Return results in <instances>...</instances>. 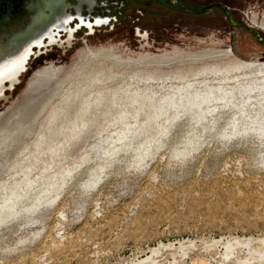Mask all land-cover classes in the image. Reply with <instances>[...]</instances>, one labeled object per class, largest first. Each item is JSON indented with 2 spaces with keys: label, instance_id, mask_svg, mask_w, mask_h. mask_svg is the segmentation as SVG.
<instances>
[{
  "label": "rangeland",
  "instance_id": "obj_1",
  "mask_svg": "<svg viewBox=\"0 0 264 264\" xmlns=\"http://www.w3.org/2000/svg\"><path fill=\"white\" fill-rule=\"evenodd\" d=\"M165 2L144 0L141 13L127 10L131 17L123 16L113 26H94L91 34L80 29L69 45L68 32L61 30L57 41L34 48L12 88L5 82L0 127L26 107L38 85V71L54 76L38 96L46 105L31 135L23 139L27 141L35 139L46 115L66 95L74 100L66 117L75 119L72 113L82 101L75 93L93 74L102 72L98 89L116 91V96L115 105L107 101L110 111L100 118L102 129L74 146L70 157L60 152L53 169L47 158L60 150L54 149L58 142L48 140L24 154L29 156L26 164L0 170V264H138L159 243L173 245L161 248L145 264H216L223 250L220 245L209 247L212 239L264 237V140L241 131L231 134L249 124L252 109L244 116L235 100H211L200 105L199 118V110L184 104L192 92L209 85L196 82L203 77L179 92L149 82L152 88L135 95L125 77L181 75L229 58L157 65L139 63L144 56L230 49L236 59L264 61V0ZM207 5L209 10L196 12ZM138 30L147 32V44ZM90 51L97 57L83 62ZM99 51H112L127 63L99 57ZM167 93L173 97L162 98ZM171 99L183 105L168 104ZM63 132L59 140L70 134L68 129ZM21 141L5 156L9 163L19 157ZM18 191L26 194L13 200L11 194ZM179 241L192 244L178 250ZM246 253L240 248L237 257L225 262L262 264L251 259L239 263L237 258Z\"/></svg>",
  "mask_w": 264,
  "mask_h": 264
},
{
  "label": "bare ground",
  "instance_id": "obj_2",
  "mask_svg": "<svg viewBox=\"0 0 264 264\" xmlns=\"http://www.w3.org/2000/svg\"><path fill=\"white\" fill-rule=\"evenodd\" d=\"M31 42L29 39L18 38L17 43L8 51H5L0 57V64L13 59L19 58L27 49L29 51ZM99 57H108L116 61L117 63H127L120 62V58L112 53V51H99ZM229 57L225 62H214L213 64L203 66L195 70L194 72L189 70L181 75L172 74H131L125 76L127 78L126 83H129L130 86L134 87L133 94H143L146 93L147 89L152 88L149 82H155L159 87L162 85L173 88L175 92L185 91L190 88L191 84L195 81L197 77H203L202 80L196 81L198 83L209 84L206 88L200 92L199 90L192 92L186 98V104L188 107L186 109L195 108L197 110V117H202L203 109L201 108L202 103H208L211 100H223L226 102H237V110L240 115H245L248 108H251L253 111V116H248L249 124H246L241 130L235 129L231 134H240L247 133L251 135L258 136L261 140H264V61H248L243 59H236L228 52L223 51H208L199 55H193L191 53L180 54L177 56H154L148 57L144 56L139 60V63L148 64L156 63L157 65H168L174 61H196L200 59H218L222 56ZM92 57H97L94 52L85 53L83 56V62L90 61ZM207 59V60H208ZM113 62V61H112ZM25 64V62H24ZM81 65V64H80ZM79 65L69 74L71 77L73 74L78 71ZM25 69V65L22 66V69L19 70L12 79H2L0 80V96L3 94V89L6 88L3 86L5 81H8V87L12 86L19 79L18 76ZM103 75L102 72L93 74L89 80H85L86 86L82 87L81 90L75 93V98L80 99V105L72 113L75 117L67 119L68 113L72 110L71 103L74 102L68 95L65 96L63 104L55 107L50 111L44 120V123L41 125L39 133L36 135L35 139L27 141L23 140L25 137L31 135L32 128L36 121V118L39 112L45 107L46 103H40L38 96L42 93L43 89L48 86L51 79L54 77L51 73L47 72L45 69H42L37 72L36 77L38 85L33 88V93L26 104V107L16 116L11 115L12 117L4 122L0 127V170L6 165L7 168L14 169L16 164L20 165L26 164L28 157L26 158V153H30L31 149H38L41 144L47 143L48 140H54L57 145L54 149L60 150L58 155H55V151L47 159L50 161L49 169H53L55 158H59L60 152L68 153L65 158L70 157L71 149L74 148L81 140L87 139L95 131L102 129L100 118L103 120L106 118L107 113L110 111L108 100H111V104L115 105V96L116 91L112 94L109 91L98 89L99 85L97 81ZM109 76V75H108ZM211 79H207L208 77ZM88 77H86L87 79ZM193 80V81H192ZM61 81V80H60ZM160 82V83H159ZM36 84V83H35ZM103 85V84H101ZM142 85V87H140ZM31 87V86H30ZM69 90V88H67ZM58 91V90H57ZM55 91V93H57ZM54 93V94H55ZM53 97V96H52ZM173 94H165L162 98H172ZM136 98L133 99L135 101ZM61 101V102H62ZM167 103L176 106L178 102H175L173 99L167 100ZM183 105V104H181ZM112 106V105H111ZM71 109V110H70ZM206 111H209L207 108ZM249 111V112H251ZM12 113V112H11ZM71 116V115H70ZM69 116V117H70ZM66 119V121L64 120ZM236 119H233L232 128L235 127ZM70 123L65 125L66 123ZM67 129L70 131V134L66 137H63L61 140L58 138L63 135V130ZM104 129V128H103ZM99 132V131H98ZM69 133V132H67ZM22 137V146L19 148L16 155L17 157L13 162L9 163L5 156L9 155V152L14 147V144L18 142ZM257 138V137H256ZM20 143V142H19ZM56 150V151H58ZM71 152V153H70ZM64 153V154H65ZM24 155V156H23ZM12 156V154H11ZM46 159V162H47ZM12 160V159H11ZM10 160V161H11ZM4 172V171H3ZM27 187L30 189V183H27ZM26 194V192H14L11 194L13 197L18 195ZM184 241L177 242L179 246L177 249L183 250V248H189V245L192 244L189 241V245H183ZM205 243V242H204ZM210 243V242H209ZM256 244L254 246L253 244ZM173 245V243H159L158 246L149 247L146 251V255L138 259V264L149 263V261H154L153 255L157 254L161 248H166ZM221 246L222 248V260H218L216 264H227L225 261L234 256V254L240 248L246 249V254L243 259H238L239 263L247 262L246 260H255L257 263L264 264V237L263 236H232L226 238H214L212 239L211 244L208 246ZM184 254V253H183ZM237 257V256H234ZM156 262V261H155ZM202 264H210V262H203Z\"/></svg>",
  "mask_w": 264,
  "mask_h": 264
},
{
  "label": "flooded vegetation",
  "instance_id": "obj_3",
  "mask_svg": "<svg viewBox=\"0 0 264 264\" xmlns=\"http://www.w3.org/2000/svg\"><path fill=\"white\" fill-rule=\"evenodd\" d=\"M168 6L171 5L168 4ZM144 7V0H26L21 10L14 14L11 21L2 22L0 20V57L17 43L18 38H27L31 43L40 45L41 37L47 35V42L51 44L58 40L55 35L60 34L61 30L59 28H62L63 31L68 32L65 42L69 45L71 36L84 28H76L79 18L87 21L106 19L108 21L106 25L113 26L114 22L120 20L121 17L132 16V14H127V10L141 13ZM69 17H71L69 22L64 23ZM94 26L92 29L85 28L88 30L87 34L94 33ZM52 28H55L58 33ZM139 33L140 40L147 44V37L140 31ZM8 39H10L9 42H7ZM228 53L236 56L230 49ZM4 86L5 82L2 87ZM5 89H3V92Z\"/></svg>",
  "mask_w": 264,
  "mask_h": 264
},
{
  "label": "snow or ice",
  "instance_id": "obj_4",
  "mask_svg": "<svg viewBox=\"0 0 264 264\" xmlns=\"http://www.w3.org/2000/svg\"><path fill=\"white\" fill-rule=\"evenodd\" d=\"M71 17L66 19L64 23H68ZM108 21L106 19H95L92 21H87L83 18H79L76 23V28L79 29L81 27L92 29L94 25H102L107 24ZM145 37H147V33H143ZM29 55V51L25 49L24 53L19 58H13L4 64H0V80L2 79H12L13 76L22 69L24 62L27 60Z\"/></svg>",
  "mask_w": 264,
  "mask_h": 264
},
{
  "label": "water",
  "instance_id": "obj_5",
  "mask_svg": "<svg viewBox=\"0 0 264 264\" xmlns=\"http://www.w3.org/2000/svg\"><path fill=\"white\" fill-rule=\"evenodd\" d=\"M25 1L26 0H0V20L2 22L6 21V20L11 21L14 14H17V11L21 10L22 5L25 3ZM160 1L162 3H166L165 0H160ZM175 1L176 0H169V3H173ZM209 9H210V5L209 6L207 5V6H203L202 8L196 9V12H203V11H207ZM224 12L227 15V11L225 10ZM53 29H55V28H52V30ZM59 30H62V28H59ZM55 31H56V33H58L56 29H55ZM54 34H55V32H54ZM10 39H8L7 42H9ZM45 39L47 40V35H43L41 37L40 45L35 44V43H31L28 58H29L30 54H32L35 50H39L41 48V46L45 42L44 41ZM34 48H35V50H34ZM26 62H27V60L25 61V64H26ZM5 82L8 83V81H5Z\"/></svg>",
  "mask_w": 264,
  "mask_h": 264
}]
</instances>
